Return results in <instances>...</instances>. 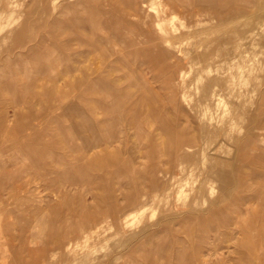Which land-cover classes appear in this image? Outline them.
I'll use <instances>...</instances> for the list:
<instances>
[{"label": "rangeland", "instance_id": "374dc122", "mask_svg": "<svg viewBox=\"0 0 264 264\" xmlns=\"http://www.w3.org/2000/svg\"><path fill=\"white\" fill-rule=\"evenodd\" d=\"M54 1L0 0V264H264V0ZM74 1L87 17L76 22L81 42L50 36L53 13ZM31 22L32 36L22 31ZM48 50L62 61L55 69L42 59ZM75 104L107 127L59 134L57 117ZM128 106L134 119L151 111L142 131L127 132ZM116 134L108 150L122 159L101 165L120 158L99 147ZM149 136L159 163L136 144ZM132 167L148 172L129 184ZM233 184L241 197L227 196ZM144 185L148 195L128 212L126 194ZM219 202V221L240 229L209 231L196 219Z\"/></svg>", "mask_w": 264, "mask_h": 264}, {"label": "crops", "instance_id": "0c3cea01", "mask_svg": "<svg viewBox=\"0 0 264 264\" xmlns=\"http://www.w3.org/2000/svg\"><path fill=\"white\" fill-rule=\"evenodd\" d=\"M53 2H52V6L55 4V1L54 0H52ZM71 1H73V0H71ZM61 2V1H60ZM59 2V3H60ZM71 5H74V6H72V7H69V8H67V9H63V10H58V13H53L55 16H54V18L53 19H51V20H49L52 24L51 25H49L48 26V28H49V30L50 31H48L49 32V35L51 36V35H53L54 34V32L55 31H59V30H61V31H68L69 32V36H72V38H73V40L74 41H77V39L76 38H78V41L79 42H81L80 41V39H81V37H83V35L80 33V32H78L77 30H79V25H77V23L76 22H80L81 21V19H82V17H86V16H84V15H82V12L80 11V5H77V3L74 1V2H71L70 3ZM66 4L64 3L63 4V6H65ZM77 9V10H76ZM72 12V11H76V12H80V13H76V14H72V16L71 17H69V18H67V16H68V12ZM90 19H92V15H90ZM86 19H87V17H86ZM26 20H29V21H32L33 22V19L30 17V18H27ZM32 22L28 25L29 26V28H25V29H23L22 31H25V32H27V31H29L30 33V35H31V31H30V29L33 27L32 26ZM66 22H67V24H66ZM53 27V28H52ZM46 28V27H45ZM32 36V35H31ZM36 36H38V35H36ZM31 43H33V42H31ZM62 46V47H61ZM67 46L69 47V50H70V47H71V45H69V43H62V45H58V47H61L62 49H66L67 48ZM40 46L39 45H37L36 46V48L34 49V47H31V49H32V52L35 50H37L38 48H39ZM62 49H60V51L62 50ZM39 50V49H38ZM37 50V51H38ZM59 51V52H60ZM69 53H70V55H72V53L69 51ZM58 58V59H57ZM42 59H43V61L44 62H46L47 64H48V66H49V68L50 69H55V67H54V64H56V62H61L62 63V61H60V56H58V52H56V51H49L48 50V52L46 51V54H43L42 53ZM64 62V61H63ZM6 63H7V66L8 67H12L11 65H10V62L9 61H6ZM75 70V69H74ZM1 75V74H0ZM5 75L4 74H2L1 76H0V82L1 83H5L6 82V80H4L5 79ZM97 78H95V80L94 81H91V86H95V87H97ZM95 82V83H94ZM79 84H80V81L77 83V86H79ZM98 88V87H97ZM49 91V90H48ZM117 92V91H116ZM59 95V100L60 101H62V100H64V97L66 98L67 96H65V94L64 93H58ZM64 94V95H63ZM51 96H54V94L52 93L51 94ZM113 96H116V94H114ZM78 99H79V101L80 102H82V99H81V93L78 95ZM145 99V98H144ZM150 99V98H149ZM151 100V99H150ZM91 101H92V99H91ZM96 101V100H95ZM146 101V100H145ZM79 102V103H80ZM149 102V101H148ZM59 108V107H58ZM128 109H129V106L127 107V109H126V111H127V118H128V121H127V132H129L128 130H133V129H137V131H142V126H143V123H144V120L145 119H148L149 117H146L147 115H148V113H150V112H146V108H143V110L141 111V113H143L144 112V114L145 115H143V117H140V118H135L134 119V115L131 117L130 116V113H128ZM64 110V113H63V115H61V116H63L64 117V120H65V118H67V119H75L74 120V122H75V125H66L62 120V118H60V117H57V120H56V125H57V129H58V133L59 134H65L64 132H65V130L66 129H68V131H69V129L71 128V127H75L76 125H78V124H81V122H77V120H80L81 121V118H78V117H80V115L82 114V107H81V105H77L76 106V104L74 105V107H71L70 109H68V111L69 110H73L72 111V113L71 112H69V114H70V116H68V117H65L64 115H66V113L68 112H66V110H65V108L63 109ZM125 111V112H126ZM158 113V112H157ZM157 113L155 112L154 114H153V117L155 118L156 116H157ZM134 114V113H133ZM29 119H31L32 118V115H29V117H28ZM90 121H92L95 125V131H94V134H96V133H98L99 132V130L100 131H103L104 130V128H106L107 127V125H105V123H98L97 122V120H95V119H93L92 118V116H91V120ZM141 122V124H139ZM26 123V129H29V131H30V129H33L32 128V126H31V123L29 124L28 122H25ZM102 124H104V126L102 125ZM132 126H131V125ZM138 124V125H137ZM106 126V127H105ZM18 127V125L16 126V128ZM97 127V128H96ZM15 128V127H14ZM146 132V131H145ZM21 133V132H20ZM118 133V132H117ZM124 133V132H123ZM147 133V132H146ZM152 133V132H151ZM154 134V133H153ZM84 136L85 137H90L91 135L90 134H88V133H84ZM116 136H117V134L116 135H113V136H111V138H112V140H111V142L110 143H106V142H102L103 141V139H100L101 137H99V141H100V146L99 147H101V149L103 150V153H104V155H112V153H119V155H120V158H118L117 160H113V161H111V162H108V163H104V162H102V161H100V163H102L101 165H109V164H111L112 162L114 163V162H118V161H120L121 159H122V150H119V149H117V150H115V151H110V153H109V150H108V147L109 146H111V145H113L115 142H113V141H115L114 139L116 138ZM98 138V136L97 135H95V138ZM153 136H149L148 137V139H147V141L146 142H137L136 144H137V146L139 147V148H142V149H144V150H149V152L147 153V155H145L146 153L144 152V154H143V156H144V158H146V159H149V160H151L152 158L154 159L153 160V164H155V163H159V161H161V159H162V149H161V144H159V146H158V148H156V147H150V139L152 138ZM65 142H61V143H59V141H55V142H53V144H54V146L53 147H61V144L63 145ZM80 144H76V146H75V150H77V149H81L82 147H80V146H82L81 145V142H79ZM122 143H126V146L128 145V143H130V141L129 142H122ZM125 145V144H124ZM27 150H26V155L28 156V157H30L32 160H33V162H34V159H33V157H35V160L38 158L37 157V153H34V152H32L33 150H34V148H26ZM96 150V149H95ZM133 151H134V146H133V148H132V152H128L129 154H131L132 156H130V162H129V165H133V161L135 160V158H134V156H135V154L133 153ZM163 153L166 155V156H168V160L169 161H171V162H167V163H174V160L172 159V157L173 158H175L176 159V157L178 156V155H172V153H173V151H171L170 153L168 152V149L167 148H163ZM95 155H98V154H95ZM101 155H102V153H101ZM138 153H137V158H138ZM45 156H48V155H45ZM133 157V158H132ZM37 160H39V158L37 159ZM188 160L189 159H186V162H188ZM93 161H95V160H92V161H90V163L92 162L93 163ZM96 162H98V161H96ZM36 164V163H35ZM42 164V163H41ZM177 164V163H176ZM36 165H38V164H36ZM174 166H175V164H173ZM185 165H187V163H185ZM174 166H173V168H172V170H174L175 168H174ZM188 166V165H187ZM59 167H61V163H58V168ZM188 168V167H187ZM132 169V171H131V174L130 175H128L127 176V180H128V183L130 184L132 181H134L135 180V178H134V174H135V176H137V177H139V179L141 178V176H146L145 174H146V172H148V169H146V170H139L138 168H135V167H132L131 168ZM176 170V169H175ZM157 171V169H155V170H152V172H154V173H157L156 172ZM138 172V173H137ZM218 173V172H217ZM221 173H222V171H221ZM231 173V177L233 178V176H234V181H236V171H231L230 172ZM109 174H111V173H109ZM114 174L117 176H119V172H114ZM133 174V175H132ZM100 182H98V183H95V186H91L92 188L93 187H96L95 189H101V187L102 186H104L101 182L102 181H104L105 180V175H103L100 179ZM75 184H76V182H74ZM74 184V185H75ZM92 183H90L89 185H91ZM132 185V184H131ZM237 187H238V184H233V185H231V187L227 190L229 193H230V195H227L228 197H241V195H239V191H237ZM132 188H134V187H132ZM146 189V186L144 185V187L141 189V188H139V189H137V188H135L134 190H132L131 192H129V193H127L126 194V196H125V201H126V207L125 208H128L127 210H128V212H129V210L131 209V208H134V207H136V206H140V203H141V201L145 198V196H147L148 195V193H147V191L145 190ZM141 190H144V193H141ZM96 198L98 197L97 195L95 196ZM98 199V198H97ZM117 202V201H116ZM220 204V202L216 205V207L214 208V210H213V208H211V209H209V210H207L206 211V214H201V216L199 215V214H197V215H199V217H196V219H198L199 221H200V218H201V225L202 226H205L206 228H208V230L209 231H214V230H217V227H215V226H218V227H227V228H230V227H238L239 226V222H237V224L234 222V223H232L231 221H223V220H221V221H219V219H221V216L224 218V215L226 214V207H224L222 204L221 205H219ZM115 207H118L117 208V210H119V206H118V202H117V204H116V206ZM137 207V208H138ZM219 211H218V210ZM222 209H224V210H222ZM75 212V210H72V213H74ZM212 211V212H211ZM217 212V213H216ZM76 213V212H75ZM220 215H219V214ZM218 214V215H217ZM216 216V217H215ZM219 216V217H218ZM193 217V216H192ZM218 217V218H217ZM65 224H66V220H63V222H62V226L60 227L61 229H65L66 227H65ZM216 224H219V225H216ZM231 224V225H230ZM76 228H78V227H73V229H76ZM239 229H240V227H238ZM147 242V241H146Z\"/></svg>", "mask_w": 264, "mask_h": 264}, {"label": "bare ground", "instance_id": "6f19581e", "mask_svg": "<svg viewBox=\"0 0 264 264\" xmlns=\"http://www.w3.org/2000/svg\"><path fill=\"white\" fill-rule=\"evenodd\" d=\"M182 1H186V0H182ZM190 1H191V0H189V1L187 0L186 2L189 3ZM196 1H197V2H196ZM211 1H212V0H211ZM226 1H227V0H225V2H226ZM234 1H235V0H229L228 3L231 4V3H233ZM195 2H196V4L199 3L198 0H195ZM215 2H216V0L214 1V3H215ZM222 3H223V2H222ZM226 3H227V2H226ZM228 3H227V4H228ZM227 4L224 3V5H226L225 7H226V8H227V7H230V6L227 5ZM213 5H214V4H213ZM232 5H233V4H232ZM175 6H176V5H175ZM214 6H215V5H214ZM200 7H201V6H200ZM211 7H212V6H211ZM211 7H210V8H211ZM207 8H208V7H207ZM213 8H214V7H213ZM226 8H224V9H226ZM176 11H177V10H176ZM203 13H205V12H203ZM203 13H200V14H199V13H194V14L192 13V15L190 16L189 19H190V20H191V19L193 20V18L195 19V17H197V16L200 17L201 14L204 15ZM210 13L212 14V15L210 14V16H211V17L213 16L212 18H213L214 21H215V20H218L219 18L222 17V15H221L220 12H216V13L210 12ZM203 18H204V17H203ZM209 22H211V19L209 20ZM211 23H212V22H211ZM52 28H53V27H52ZM127 29H128V28H127ZM130 30H131V29H130ZM127 32H128V31H127ZM142 32H143V31H142ZM128 34H129V33H128ZM134 35H135V34H134ZM207 35H208V34H207ZM125 36L127 37L128 35H125ZM203 37H204V36H203ZM206 38H207V37H206ZM126 39H127V38H126ZM126 39H125V40H126ZM131 39H132V38H131ZM128 40H129V42H130V39H129V38H128ZM131 41H132V40H131ZM126 42H127V41H126ZM130 43H131V42H130ZM222 43H223V42H222ZM30 52H32V51H30ZM9 60H10V59H9ZM102 80H103V79H102ZM96 82H97V81H96ZM94 83H95V82H94ZM96 84L99 85V84H101V83L97 82ZM64 116H65V115H64ZM78 118H81V121H82V122H81V124H78L76 128L80 129V127L82 126V124L86 123V124L89 125L88 128H89L90 130H95L94 123H93L92 121H90L89 119L85 118L84 114H81L80 117H78ZM105 125H107V123H105ZM105 127H106V126H105ZM70 130H71V129H70ZM75 130H76V129H75ZM71 131H72V130H71ZM79 131H80V130H79ZM87 148H88V149H91L92 146L87 145ZM193 157H194V156H193ZM190 158L192 159V157H190ZM95 159H96V160H100L101 158H99V156L97 155V157H96ZM233 183H234V182H233ZM217 210H218V209H217ZM222 210H224V209H222ZM218 211H219V210H218ZM224 211H225V210H224ZM216 213H217V212H216ZM218 214H219V213H218ZM218 214H217V215H218ZM219 215H220V214H219ZM215 217H216V216H215ZM218 217H219V216H218ZM218 217H217V218H218Z\"/></svg>", "mask_w": 264, "mask_h": 264}]
</instances>
